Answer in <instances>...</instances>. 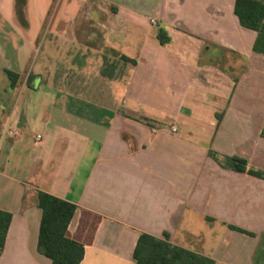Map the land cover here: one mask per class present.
Here are the masks:
<instances>
[{"label":"crops","instance_id":"1","mask_svg":"<svg viewBox=\"0 0 264 264\" xmlns=\"http://www.w3.org/2000/svg\"><path fill=\"white\" fill-rule=\"evenodd\" d=\"M235 3L26 0L18 22L0 0V264H52L39 192L77 206L80 264H136L142 234L264 264V179L210 157L264 173V55Z\"/></svg>","mask_w":264,"mask_h":264},{"label":"trees","instance_id":"2","mask_svg":"<svg viewBox=\"0 0 264 264\" xmlns=\"http://www.w3.org/2000/svg\"><path fill=\"white\" fill-rule=\"evenodd\" d=\"M235 14L244 28L258 34L254 52L264 55V0H236ZM157 36L161 45L170 44L171 37L164 28L158 30ZM6 73L13 89L18 81V75L10 71ZM210 157L224 169L264 179V173L251 168L244 159L221 158L214 152H210ZM38 206L43 211L38 242L39 253L49 258L52 264H80L84 259L85 247L68 236V229L77 206L44 192L38 193ZM11 221V214L0 211V254L4 249ZM134 259L136 264H215L211 258L173 245L169 241V235H165V239H159L142 234L135 248Z\"/></svg>","mask_w":264,"mask_h":264},{"label":"rangeland","instance_id":"3","mask_svg":"<svg viewBox=\"0 0 264 264\" xmlns=\"http://www.w3.org/2000/svg\"><path fill=\"white\" fill-rule=\"evenodd\" d=\"M26 0H18V7L16 9V21L18 22H23V20L25 19V5ZM0 83H1V79H0ZM1 138V137H0Z\"/></svg>","mask_w":264,"mask_h":264},{"label":"built area","instance_id":"4","mask_svg":"<svg viewBox=\"0 0 264 264\" xmlns=\"http://www.w3.org/2000/svg\"><path fill=\"white\" fill-rule=\"evenodd\" d=\"M151 23H152V25H156L157 24L156 20H154V19L151 20ZM171 131H172V133H177L178 132V128L176 126H173V127H171ZM6 132L11 134V135H16L17 134V132L15 130H13L10 126H8L6 128ZM41 139H42L41 136L37 137L38 141H41Z\"/></svg>","mask_w":264,"mask_h":264}]
</instances>
